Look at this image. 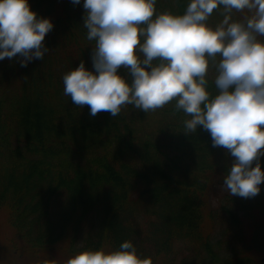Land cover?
<instances>
[{
    "label": "trees",
    "instance_id": "1",
    "mask_svg": "<svg viewBox=\"0 0 264 264\" xmlns=\"http://www.w3.org/2000/svg\"><path fill=\"white\" fill-rule=\"evenodd\" d=\"M189 2L157 0L156 7L181 14ZM28 3L54 27L43 59L26 67L18 57L0 60V206L12 228L11 235L0 234V264H18L15 251L37 254L34 264H60V249L72 257L114 251L124 241L152 264H177L179 244L185 245L181 264H264V182L254 198L215 194L235 158L213 147L202 127L186 135L187 117L175 102L150 113L128 105L114 118L107 112L91 117L87 105L75 106L64 95L63 76L81 61L94 71L84 0ZM223 13L214 11L209 23L219 24ZM248 15L233 12L232 19ZM117 71L131 83L127 69ZM214 77L210 67L213 96ZM259 163L264 170V156ZM58 199L71 203L67 211L59 210ZM159 216L165 225L149 241L141 225ZM219 222L241 233L234 255H221L213 242Z\"/></svg>",
    "mask_w": 264,
    "mask_h": 264
},
{
    "label": "clouds",
    "instance_id": "2",
    "mask_svg": "<svg viewBox=\"0 0 264 264\" xmlns=\"http://www.w3.org/2000/svg\"><path fill=\"white\" fill-rule=\"evenodd\" d=\"M156 5L157 0H84L83 27L87 40L95 42L94 71L81 61L63 76L64 95L77 107L87 105L91 117L107 112L114 118L128 105L150 113L175 102V111L187 117L186 135L202 127L213 147L235 158L223 188L230 196L254 198L264 182L259 163L264 156V0H190L181 14L158 12ZM221 7L223 20L210 24ZM245 10L251 15L232 19L233 12ZM53 27L28 0H0V60L18 57L26 67L43 59L49 52L44 39ZM122 66L131 83L118 74ZM67 264L152 262L124 241L111 252H79Z\"/></svg>",
    "mask_w": 264,
    "mask_h": 264
},
{
    "label": "rangeland",
    "instance_id": "3",
    "mask_svg": "<svg viewBox=\"0 0 264 264\" xmlns=\"http://www.w3.org/2000/svg\"><path fill=\"white\" fill-rule=\"evenodd\" d=\"M225 178V177H224ZM222 182L224 181L221 180ZM217 183L213 187V192L217 195H223L224 193L227 192L226 189L223 188V183ZM59 203V210L60 211H67L68 208L71 206V203L67 200H62L58 199L55 204L58 205ZM218 201L215 199V204H217ZM54 204V206H55ZM165 217H167V214H165ZM165 218L163 217H157V218H149L147 221L143 222L141 225L140 230L145 234L146 238L150 241V236L154 233L157 232V230L165 225ZM0 234H5V235H11L12 234V228L10 227L8 223V216H7V210L4 207L0 206ZM249 237V232L247 231L246 233V238L248 239ZM239 239H241V233L240 232H232L231 230H227L220 222L217 225L216 229L213 231V242L217 243L218 249L220 250L221 255L223 256H231L234 255L239 248L242 247V242H239ZM233 240V241H230ZM19 241L21 243H24V241L19 238ZM61 244L56 245L60 247ZM78 246H82V242L79 241ZM184 244H179L177 247L180 250L178 251V263L181 264V259H182V250L184 248ZM110 249V248H109ZM106 252H111L110 250L104 249ZM2 253L0 252V255ZM66 254V253H65ZM63 251L57 253L58 256V261L60 264H67V261L72 257L66 256ZM15 257V261L18 262V264H34L36 261H38V255L35 253H28L20 256L19 251H15L13 253ZM2 258V257H1Z\"/></svg>",
    "mask_w": 264,
    "mask_h": 264
}]
</instances>
